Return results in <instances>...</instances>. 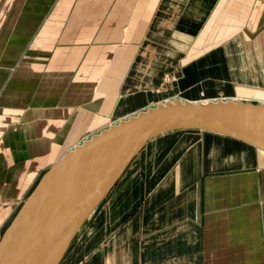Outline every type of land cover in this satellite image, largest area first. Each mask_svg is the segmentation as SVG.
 <instances>
[{"label":"crops","instance_id":"crops-1","mask_svg":"<svg viewBox=\"0 0 264 264\" xmlns=\"http://www.w3.org/2000/svg\"><path fill=\"white\" fill-rule=\"evenodd\" d=\"M174 101L264 105V0H0V239L65 153ZM58 264H264V153L156 136Z\"/></svg>","mask_w":264,"mask_h":264},{"label":"water","instance_id":"water-1","mask_svg":"<svg viewBox=\"0 0 264 264\" xmlns=\"http://www.w3.org/2000/svg\"><path fill=\"white\" fill-rule=\"evenodd\" d=\"M179 129L214 132L264 153V105L157 104L92 135L43 175L0 239V264H58L85 220L144 145Z\"/></svg>","mask_w":264,"mask_h":264}]
</instances>
